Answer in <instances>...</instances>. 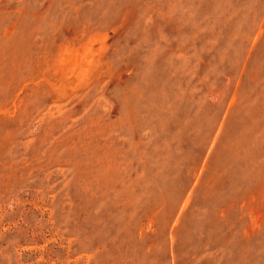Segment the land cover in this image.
I'll return each instance as SVG.
<instances>
[{
    "label": "rangeland",
    "instance_id": "1",
    "mask_svg": "<svg viewBox=\"0 0 264 264\" xmlns=\"http://www.w3.org/2000/svg\"><path fill=\"white\" fill-rule=\"evenodd\" d=\"M0 264H264V0H0Z\"/></svg>",
    "mask_w": 264,
    "mask_h": 264
}]
</instances>
